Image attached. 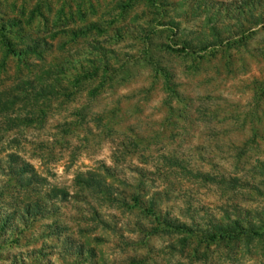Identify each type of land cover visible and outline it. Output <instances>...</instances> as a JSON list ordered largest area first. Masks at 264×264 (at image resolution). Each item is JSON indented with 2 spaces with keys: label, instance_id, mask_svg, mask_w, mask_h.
Masks as SVG:
<instances>
[{
  "label": "rangeland",
  "instance_id": "1",
  "mask_svg": "<svg viewBox=\"0 0 264 264\" xmlns=\"http://www.w3.org/2000/svg\"><path fill=\"white\" fill-rule=\"evenodd\" d=\"M1 42L0 264H264V0H0Z\"/></svg>",
  "mask_w": 264,
  "mask_h": 264
},
{
  "label": "trees",
  "instance_id": "2",
  "mask_svg": "<svg viewBox=\"0 0 264 264\" xmlns=\"http://www.w3.org/2000/svg\"><path fill=\"white\" fill-rule=\"evenodd\" d=\"M42 44H46L45 43V41H43V42H41ZM0 47H3L4 49H5V56H6V58L7 57H9L11 54H14V55H16V54H18L17 53V50L15 49V48H13L11 45H9V44H6V43H4V42H1L0 43ZM2 48V49H3ZM38 49V44L37 43H35V46H32V47H29L26 51H25V54H33V55H37V53H36V50ZM22 55H24V52H21V53H19V56H22ZM3 62V61H2ZM4 64V62L2 63V65ZM63 73H61V74H59L58 76L56 75V78H57V80L55 81L56 82V85L57 86H60V87H62L63 86ZM91 81H93V79L91 78ZM30 79H28V82L27 83H25L24 82V84L22 83V86L23 85H29L30 84ZM4 101V100H3ZM2 101V102H3ZM25 171V170H24ZM27 213H30V209H27V211H26ZM4 225L5 226H7V222L5 221V223H4ZM237 226V225H236ZM171 227H173V225L172 226H170V228ZM179 229L180 230H182V231H187V232H189L190 230H187V228L185 227V226H180L179 227ZM239 229V228H238ZM242 234H244V230H241L240 229V231H238V230H236L235 228H230V229H227V230H224V231H220V234H213V235H210V236H208L207 238H206V241H208V242H211V243H217V242H221V241H225V240H233V239H235L237 236H240V235H242Z\"/></svg>",
  "mask_w": 264,
  "mask_h": 264
}]
</instances>
